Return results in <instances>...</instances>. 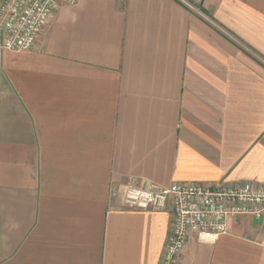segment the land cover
<instances>
[{"label":"crops","instance_id":"obj_1","mask_svg":"<svg viewBox=\"0 0 264 264\" xmlns=\"http://www.w3.org/2000/svg\"><path fill=\"white\" fill-rule=\"evenodd\" d=\"M129 182L264 185V0L63 1L0 50V264H158L171 210ZM176 264H264V213Z\"/></svg>","mask_w":264,"mask_h":264},{"label":"built area","instance_id":"obj_2","mask_svg":"<svg viewBox=\"0 0 264 264\" xmlns=\"http://www.w3.org/2000/svg\"><path fill=\"white\" fill-rule=\"evenodd\" d=\"M73 0H0V50L31 51L61 2ZM123 202L133 208L170 209L172 221L158 264H174L191 232L200 237L227 233L231 215L264 213V185H203L197 182H172L165 187L146 188L126 184Z\"/></svg>","mask_w":264,"mask_h":264},{"label":"rangeland","instance_id":"obj_3","mask_svg":"<svg viewBox=\"0 0 264 264\" xmlns=\"http://www.w3.org/2000/svg\"><path fill=\"white\" fill-rule=\"evenodd\" d=\"M186 6L188 8H195V6L197 7L199 5V2H201L202 0H182ZM180 255L177 256V258L175 259V263L176 264L178 262V259H179Z\"/></svg>","mask_w":264,"mask_h":264},{"label":"trees","instance_id":"obj_4","mask_svg":"<svg viewBox=\"0 0 264 264\" xmlns=\"http://www.w3.org/2000/svg\"><path fill=\"white\" fill-rule=\"evenodd\" d=\"M178 1V0H177ZM200 10L202 11V8L200 7Z\"/></svg>","mask_w":264,"mask_h":264}]
</instances>
